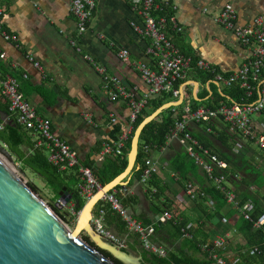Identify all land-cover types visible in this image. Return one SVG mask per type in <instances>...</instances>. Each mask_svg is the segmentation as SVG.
<instances>
[{
  "label": "crops",
  "instance_id": "crops-1",
  "mask_svg": "<svg viewBox=\"0 0 264 264\" xmlns=\"http://www.w3.org/2000/svg\"><path fill=\"white\" fill-rule=\"evenodd\" d=\"M133 1L95 0L94 17L87 31L77 39L81 48V53H78L70 45V40L76 37V21L69 9L71 0H0L4 12L3 26L17 36L19 43V48H16L0 36V53L5 55L0 60V67L18 80L24 98L39 116L51 122L54 134L78 153L80 161L97 144L110 138L113 129L111 117L123 123L126 130L130 113L124 101L107 99L100 77L83 60V55L91 56L110 75L119 77L127 88H135L139 95L148 90L134 64L149 63L146 50L150 41L138 35L131 25L132 22L140 23L133 10ZM227 4L235 7L241 25L250 24L258 17L264 18V0H172L174 14L182 27V32L175 36L179 48L184 53L210 62L223 73H232L252 55L251 50L243 46L232 32L215 21ZM98 35H103L104 39L99 40ZM121 49L129 51L128 62L118 57L117 52ZM27 56L40 65L42 72L34 68ZM11 65H15V68H10ZM23 74L27 76L25 79ZM193 80L198 82L190 75L188 81L183 83L184 98L191 95L193 99H198V94L203 91L202 84L198 82L196 88ZM205 87L210 90L209 84ZM42 92L43 95L40 94ZM84 114L91 116L95 126L84 121ZM253 124L258 132L264 133V112L253 116ZM173 144L178 146L177 143ZM242 147L236 145L235 149L247 153ZM252 153L254 150L247 155L252 156ZM172 154L173 151L167 148L153 155L159 161V172L166 181L172 174L166 173L167 163L161 158H170ZM97 156L93 157L94 160ZM145 192L146 188L140 183H135L128 191L139 198V204L128 209L136 218L142 215L154 218ZM177 199L182 200V194ZM140 204L145 205V211L138 210ZM236 220L237 216L230 220L217 218L209 226L211 239L225 237L227 242L233 238ZM111 229L120 235L115 226ZM166 238L169 239L167 233L158 235L155 243L164 245ZM240 241L239 237L237 242ZM182 242L178 241L170 250L181 246L180 250L186 249Z\"/></svg>",
  "mask_w": 264,
  "mask_h": 264
},
{
  "label": "trees",
  "instance_id": "trees-1",
  "mask_svg": "<svg viewBox=\"0 0 264 264\" xmlns=\"http://www.w3.org/2000/svg\"><path fill=\"white\" fill-rule=\"evenodd\" d=\"M157 2L161 4V12L158 15L170 19L174 14L172 0H157ZM169 36L179 48L175 39L176 32L172 30L171 24L169 25ZM179 50L183 52L180 48ZM0 69L2 68L0 67ZM191 76L202 84L203 91L198 94V99H193L191 95L186 97L184 104L190 103L194 108L201 105L216 108L220 104L242 103L247 99L246 89L241 88L239 83L221 92L214 84L213 75L199 71L193 72ZM263 77L264 71L261 73L260 79ZM258 83H253L255 89L251 101H256L259 97ZM206 84L210 86L209 91L205 87ZM210 93H212L211 96ZM40 94L43 95V92ZM174 100L172 94L161 93L153 96L148 101L146 108L133 124L132 133L125 144L122 155L106 158L102 163L97 164L93 157L101 152L103 142L92 148L88 156L79 162V166L91 168L92 173L101 185L104 186L110 183L126 169L132 136L140 123L159 107ZM50 104H53V102H50ZM177 120L178 117L174 116L173 109L170 108L160 114L143 130L139 139L137 164L130 174V181L125 188L118 186L114 190L126 209L139 204L138 196L131 195L128 191L135 183H140L145 158L153 157L154 154L162 152V147L167 142V136L174 128ZM112 125L110 138L105 142L118 141L126 128L121 122ZM190 131L202 147V149L197 147V154L207 160L203 154V150H207L211 155H215L220 160L228 163V170H216L213 173L214 177L220 176V174L226 175V182L223 183L225 189L218 188L214 180L209 178L203 168L181 146L175 144L168 146V150L173 151V154L170 158L162 157L161 161L167 163L166 173L168 175L174 174V176L168 177V181H166L159 172L154 174L148 183L144 185L146 188L144 194L150 202V212L154 215V218L142 215L138 216L137 219L144 225H154V241H157L156 236L167 233L169 239L166 238L163 245L167 249L170 250L180 240H183L182 245L186 249L180 250L181 246L175 250H170L168 260H166L146 252L141 247L139 239L134 235H129L128 248L124 251L141 255L144 264H214L213 255L215 254L225 259L228 264H264V231L254 226L255 222L264 216V183H259V177H264V173L259 170L258 166L249 171L252 162L257 165L258 154L256 152L247 157L244 153L241 154L235 149L236 145L243 146L242 148L248 153L254 150V142L243 138L236 132H232L230 127L224 125V123L198 124L191 127ZM0 143L6 146L14 162L18 164L19 170L31 172L44 182L53 194L51 201L54 205L50 204L49 206L66 223L71 222L73 218L68 214V211L61 212L55 206V203L59 198L58 192L66 187L71 194L69 204L73 205L74 211L79 212L81 210L86 201L81 197L78 187L81 184L78 167L63 172L58 171L48 161L46 149L43 146L36 147V140L31 133L16 123L8 111L7 103L1 96ZM146 146L148 147L147 150H145ZM261 157L264 158V155H261ZM186 182H193L197 185L198 197L194 200L188 198L192 202L191 208L182 209L181 203L176 202L175 199L185 190ZM28 185L39 194L32 183ZM229 191L235 194L238 202L237 206L228 202L227 195ZM249 200L254 202V208L251 212V220H246L241 214V208ZM100 209L105 211L107 227L111 229L112 226H115L119 229V236L124 237L128 232L120 215L112 210L109 203L104 201L98 203L95 212ZM165 212H171L173 218L166 222L155 223L154 219ZM234 216H237V220L233 224L235 228L234 236L227 240L224 249H219L211 239L212 233L209 226H212L217 218L230 220ZM238 236L241 238L240 242H237ZM83 239L94 245L88 236L85 235ZM100 251L116 264H123L108 252Z\"/></svg>",
  "mask_w": 264,
  "mask_h": 264
},
{
  "label": "built area",
  "instance_id": "built-area-1",
  "mask_svg": "<svg viewBox=\"0 0 264 264\" xmlns=\"http://www.w3.org/2000/svg\"><path fill=\"white\" fill-rule=\"evenodd\" d=\"M69 9L76 21V37L70 40V45L76 52L81 53L77 39L87 31L96 11V2L95 0H71ZM172 9L174 10L173 5ZM133 10L140 18V23L132 22L131 24L134 31L150 41L146 50V54L150 58L149 63L137 62L134 64L140 78L148 87L144 94L139 95L135 88H127L119 77L110 75L106 68L98 64L91 56L84 54L82 57L100 77L101 88L107 99L110 101H124L130 111L128 128L121 134L118 141L103 143L96 162L100 164L106 158L123 154L125 144L132 133L134 122L153 96L166 93L172 94L175 99L172 102L179 100L183 96V83L188 81L193 72L201 71L214 76V82L221 92L239 83L241 88L246 89L247 99L242 103L220 104L216 108H210L205 105L194 108L190 103L184 104L185 98L183 97L181 105L172 107L173 114L178 117V120L167 136V142L162 147V151L166 150L171 144L177 143L188 155L195 159L209 178L214 180L218 188L225 189L223 183L226 182V175L220 174V176L214 177L213 173L216 170H228V163L220 160L215 155H211L207 150H203L207 160L197 154V147L200 149L202 147L191 134L190 128L198 124L224 123V125L230 127L232 132H236L243 138L253 141L264 154V133L258 132L253 124V116L259 115L264 111V77L260 79V75L264 71V18L258 17L250 24L241 25L238 22L237 11L232 4L225 5L220 11L215 21L224 29L232 32L243 46L251 50L252 55L237 71L223 73L210 62L191 54H185L179 50L169 36V25L171 24L172 30L176 33L182 32V27L178 24L175 14L170 19L166 16L158 15L161 12V4L157 0H134ZM3 17L4 12L0 5V36L4 41L10 42L16 48H19L17 36L4 28ZM98 39L103 40L104 36L98 35ZM117 54L122 61H129L128 50L121 49ZM4 58V53H0V60ZM27 58L33 63L34 68L42 72L40 65L34 62L33 58L30 56H27ZM10 68L14 69L15 65H11ZM22 77L25 79L27 76L23 74ZM254 82H259V97L256 101H251L250 99L253 97L255 89L253 86ZM19 86L15 77L8 73H3V70L0 69V96L7 103L11 116H13L19 126L31 133L36 140V147L43 146L46 149L48 161L58 171L63 172L78 167L81 181L78 186L80 195L85 201L90 200L102 189L103 185L95 178L91 168L79 166L78 153L66 141L54 134L51 122L37 114L19 91ZM83 117L86 123L95 126L89 114H84ZM116 122L117 119L111 117V124ZM147 149L148 147L146 146L145 150ZM160 168L159 161L154 157L145 158L140 184L146 185L154 174L159 173ZM196 190L197 185L195 183L186 182L183 194L190 200H194L198 197ZM227 196L229 203L235 206L238 205L233 192L229 191ZM101 201L109 203L112 210L120 215L126 224L128 233L121 237L109 229L106 225L105 211L103 209L94 212L91 220L92 231L118 246L121 250L128 248V237L129 235H134L139 239L141 247L146 252L168 260L170 250L163 245L156 244L153 240L155 236L153 224L144 225L139 221L134 214L122 205L115 191L105 194ZM253 208L254 202L252 200H249L241 208V214L246 220H251ZM64 209L73 218L71 222H75L79 212L74 211L72 204H68ZM172 218L173 214L171 212H165L156 217L154 222H166ZM254 226L264 231V216L255 222ZM213 243L217 248L224 249L226 238L218 237L213 240ZM213 259L214 264H228L225 259L217 254L213 255Z\"/></svg>",
  "mask_w": 264,
  "mask_h": 264
},
{
  "label": "water",
  "instance_id": "water-1",
  "mask_svg": "<svg viewBox=\"0 0 264 264\" xmlns=\"http://www.w3.org/2000/svg\"><path fill=\"white\" fill-rule=\"evenodd\" d=\"M192 84L199 86L195 80ZM183 97L162 105L140 123L132 136L126 169L84 203L72 229L14 172L9 165L13 157L0 143V264H116L100 250L123 264H143L141 255L121 250L92 231L91 220L105 194L118 186L125 188L130 181L143 130L165 110L181 105ZM58 196L55 206L62 210L70 203L71 194L63 187Z\"/></svg>",
  "mask_w": 264,
  "mask_h": 264
},
{
  "label": "rangeland",
  "instance_id": "rangeland-1",
  "mask_svg": "<svg viewBox=\"0 0 264 264\" xmlns=\"http://www.w3.org/2000/svg\"><path fill=\"white\" fill-rule=\"evenodd\" d=\"M241 152V151H240ZM254 152H256V154H258V160H256L257 162V165L256 163L252 162L251 163V166H250V169L249 171H251L253 168H257V166H260L259 167V170L262 171L264 173V158L261 157V155H264L263 152L257 147V146H254ZM243 152H241L242 154ZM247 157H249L247 155V153H244ZM10 167L14 170V172L24 181L26 182L27 184L29 183H32L37 191L39 192V197L42 199L43 202H45L47 205H50V204H53L51 199L53 197V194L51 193V191L48 189V187L44 184V182L39 178L37 177L36 175L32 174L31 172H28V171H24L22 172L21 170H19L18 168V164L14 162L10 163L9 164ZM264 175V174H263ZM259 183H264V177H259ZM182 194V200H178V199H175L176 202L178 203H181V207L182 209H185V208H191V201H189V199L187 198V196H185L183 194V191L181 192ZM54 205V204H53ZM141 209V211H145L146 210V207L144 204H140L138 206V210ZM65 209H62L60 210L61 212H63ZM186 211V210H185ZM65 222V221H64ZM66 223V222H65ZM66 225L69 227V228H73L74 225H75V222H68L66 223ZM85 236V234H82L81 237L83 238Z\"/></svg>",
  "mask_w": 264,
  "mask_h": 264
},
{
  "label": "flooded vegetation",
  "instance_id": "flooded-vegetation-1",
  "mask_svg": "<svg viewBox=\"0 0 264 264\" xmlns=\"http://www.w3.org/2000/svg\"><path fill=\"white\" fill-rule=\"evenodd\" d=\"M144 264V263H143Z\"/></svg>",
  "mask_w": 264,
  "mask_h": 264
}]
</instances>
